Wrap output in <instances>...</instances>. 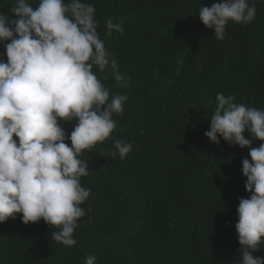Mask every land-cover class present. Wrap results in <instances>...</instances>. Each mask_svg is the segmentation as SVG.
Listing matches in <instances>:
<instances>
[{"label": "trees", "instance_id": "trees-1", "mask_svg": "<svg viewBox=\"0 0 264 264\" xmlns=\"http://www.w3.org/2000/svg\"><path fill=\"white\" fill-rule=\"evenodd\" d=\"M14 2L0 0V13L16 19ZM85 2L96 9L97 32L123 79L110 66L93 71L110 97H128L124 113L114 114L110 137L80 157L90 195L77 243H57L54 226L25 225L16 214L0 223V264H84L89 254L96 264H235L237 207L250 197L241 172L249 149L211 143L204 133L218 93L264 110V0H254L251 23L229 22L223 40L198 15L222 0ZM109 19L122 21L123 32L108 34ZM73 124L61 122L68 134ZM117 139L132 145L123 159L108 155ZM253 255L264 257V249Z\"/></svg>", "mask_w": 264, "mask_h": 264}, {"label": "clouds", "instance_id": "clouds-1", "mask_svg": "<svg viewBox=\"0 0 264 264\" xmlns=\"http://www.w3.org/2000/svg\"><path fill=\"white\" fill-rule=\"evenodd\" d=\"M11 12L16 19L0 13V223L16 214L25 225L43 220L55 228L52 240L71 247L86 214L81 205L90 195L81 184L89 165L80 157L110 137L117 127L114 114L124 113L128 99L110 97L93 69L104 72L110 66L115 80L123 76L97 32L92 4L38 0L32 6L15 0ZM198 15L223 40L229 22L251 23L256 7L254 0H222L202 6ZM106 29L122 33V21L109 19ZM216 101L204 135L217 145L222 138L249 149L241 172L250 197L240 198L237 207L235 264H264V257L253 255L264 249V143L252 147L253 140L264 142V110L246 107L231 95L218 93ZM62 121H74L70 134ZM131 151L130 143L117 139L108 155L123 159ZM96 260L89 254L84 264Z\"/></svg>", "mask_w": 264, "mask_h": 264}]
</instances>
